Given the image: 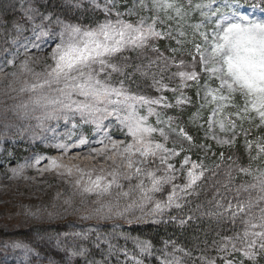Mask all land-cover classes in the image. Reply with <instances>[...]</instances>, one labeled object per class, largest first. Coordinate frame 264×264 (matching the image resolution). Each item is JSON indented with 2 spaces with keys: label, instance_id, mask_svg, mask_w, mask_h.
<instances>
[{
  "label": "snow or ice",
  "instance_id": "6c2138e0",
  "mask_svg": "<svg viewBox=\"0 0 264 264\" xmlns=\"http://www.w3.org/2000/svg\"><path fill=\"white\" fill-rule=\"evenodd\" d=\"M85 5L101 10L105 19L93 26L72 22L59 14L44 15L34 6L25 9L28 21L37 17L41 20L40 25L33 27L35 40L46 38L44 43L52 41L49 54L52 63L46 65L44 72L33 73L36 82L21 88V91L33 94L29 102L31 111L25 112V119H36L39 127L50 120H64L71 123L73 129L80 125H93L98 133L103 134L104 139L98 143L104 145V151H108L110 145V150L122 161L107 175H97L94 179L89 176L88 182L83 185V192L104 196L117 189V198L129 201L117 215L123 216L133 209L143 210L145 205L152 203L153 211L148 213L152 216L162 214L172 206L181 207L175 201L182 198L181 194H190V190L204 176L203 165L190 161V157L185 155L181 169L190 165L187 181L183 186L173 183L178 170L169 160L187 150L183 145L179 146V151L175 144L167 147L169 137L178 136L190 145L193 138L179 125L174 126L172 117L162 118L158 109L173 107L167 97L139 95L126 86L125 80L131 81L135 74L150 77L152 87L158 92L179 93L176 106L192 102L184 95V90L195 85L200 105L192 120L200 119V111L211 105L205 139L211 138L219 145L231 147L237 136L243 135L249 153L253 149L256 151V156L251 159L264 157V137L249 140L252 129L243 127L244 122L253 121L258 122L256 127H264V20L252 18L246 12L249 7L261 5L247 4L243 0H219L218 3L217 0H209L208 3L132 0V6L128 7L127 0L122 5L120 0H105L101 7L97 0H66L64 6L67 12L83 13L87 11ZM121 6L126 10L120 11ZM142 12L146 14L141 15ZM195 12L202 20L190 24L188 21ZM133 16L136 17L134 22L125 19ZM44 22L49 26L45 27ZM208 23L212 27L205 29ZM16 27L18 31H23L22 24L18 23ZM37 28L40 29L38 32ZM186 28L192 29L190 63L178 55L189 42ZM196 37H199V42H195ZM164 39L176 44V47L168 49L171 53L168 56L156 46L157 41ZM31 47L38 49L40 44L32 43ZM128 52L136 53V58L125 56ZM147 52L153 53L155 59L147 56ZM117 60L120 63L114 62ZM24 67L27 69L26 62ZM172 68L176 71L169 78L179 80L176 87H169L163 82V74ZM114 74L123 79L114 82ZM157 74L160 79H157ZM202 78L203 84L200 83ZM237 98L240 104L235 102ZM21 107L28 109L29 105ZM37 112L39 115H33ZM77 119L80 125L75 123ZM153 119L154 124L151 122ZM112 120L127 138V143L125 140H113L108 134L107 129L112 125L105 121ZM217 128L225 134L223 138L216 134ZM157 135L163 142L155 139ZM105 139L108 144H104ZM89 143L87 137L79 136V145ZM56 147L63 150L68 145L60 143ZM96 151L93 149V152ZM220 155L223 158V153ZM108 159L113 160V157ZM39 162L37 159L36 163ZM113 163H116L115 160ZM51 165L57 167L56 161L52 160ZM152 165L155 167H150ZM236 170L250 177L251 182L242 183L235 189L234 202L229 201L227 205L217 202L214 206L216 211L209 213L232 226V234L222 236L213 245L221 254L222 264H245V261L253 264L258 256H264V169L237 166ZM21 171L22 168L13 169L14 174ZM228 176L231 179V172ZM134 178L138 182L130 185L128 191H123L120 181L131 182ZM82 179H77L75 183L80 185ZM165 185H171L167 200L155 201V194L161 192ZM100 211L97 209V212ZM180 223L186 221L180 220ZM52 239L58 245L61 243L58 237ZM134 242L140 252L150 251V242L139 239ZM12 246L24 248L26 253L34 251L20 242ZM73 255H83V251ZM201 259L204 264H216L215 258ZM165 264H180V260L173 258L171 262L166 260Z\"/></svg>",
  "mask_w": 264,
  "mask_h": 264
},
{
  "label": "rangeland",
  "instance_id": "374dc122",
  "mask_svg": "<svg viewBox=\"0 0 264 264\" xmlns=\"http://www.w3.org/2000/svg\"><path fill=\"white\" fill-rule=\"evenodd\" d=\"M11 1L18 4L19 11L26 22L14 20L10 25H5L4 22L0 24V229L4 230H13L14 228L27 226L32 219L40 222H52L63 218L66 213L70 215L68 207L72 205L74 198L76 202L80 203L92 194L82 191L83 185L88 182L89 176L94 179L97 175H107L115 168L105 170L81 169V176L77 178L81 179L83 177L80 185L75 183L77 179H74L72 182H66L64 179L65 170H53L51 161L58 155L56 151L57 144L65 143L68 145L71 139H75L81 134L87 137L89 141H97L102 138L103 134L98 133L93 125H80L78 119L75 123L80 126L73 129L71 123L64 120L46 121L43 127H39L36 119L24 118L25 112L31 111L29 102L33 94L21 91V88H25L27 85L36 82L33 73L44 72L46 65L52 63L49 58L52 41L48 40L47 43H44L43 41L46 38H42L41 41L35 40L33 27L34 25H40L41 20L39 17L34 21L26 19L25 9L32 6L29 0ZM201 1L207 3L206 0ZM97 2L102 6L105 4V0H97ZM120 3L122 5L124 0H120ZM127 5L131 7L132 0H127ZM119 10L125 11L126 9L121 6ZM39 12L44 15L51 14L50 12ZM246 12L252 18L264 20V10L261 11L259 7H249L246 9ZM144 14L146 13H141V15ZM125 19L135 21L136 17H125ZM18 23L23 25V31L17 30L16 25ZM44 26L48 27L49 25L47 22H44ZM39 30V28L36 29L37 32ZM191 40L192 35L189 36V42L184 45V49L188 53H193V43ZM195 42H199V38H195ZM32 43H39L40 47L38 49L32 48ZM171 47H176L174 41H171ZM26 48L28 51H26ZM25 62L27 63V69L24 67ZM178 95L179 93L176 94V99ZM184 95L190 97L186 89L184 90ZM176 99H172L173 103L170 100V103L174 104L173 107L162 109V111L158 109L162 112V118L172 117L174 126L179 125L191 137L193 136L187 131L188 128L199 127V130L196 132L205 137L208 118L203 117L202 113H200L201 118L193 121L192 117L195 112H192L186 121H181L178 115L179 112L172 111L176 109ZM191 101L190 104L181 107H193V103L200 104L196 95ZM25 104L29 105L28 109L21 107V105ZM33 115H39V112ZM13 116H15V119L14 122H11ZM110 122L112 126L107 131L111 138L113 140H125V142H128L125 136L124 138L118 137L122 133H117L120 129L114 120L105 121L106 124ZM151 122L154 124L155 120L153 119ZM237 123L240 124L239 122ZM25 128L27 129L25 130ZM215 131L221 138L225 135L224 133H220L218 128ZM22 132L23 136L21 135ZM55 133H57L56 136L61 135V137L56 138ZM240 137L245 139L243 135H238L236 139ZM155 139L163 142L158 135ZM211 140L214 141L213 139ZM214 142L216 143V141ZM174 144L177 146V151H179L180 145H183V148L187 150L169 160L170 163L175 164L178 170L175 180L181 174L187 179V170L190 165L181 169V162L185 155L190 157V161L202 164L204 167L203 163L207 164L209 162L208 156L213 154V150L205 141L196 142L193 139L192 145H190L180 137L171 135L167 142V147L171 148ZM42 146L51 148L53 153H45L38 150ZM30 148L32 149L30 150ZM198 148H201L202 152L200 158L196 159L192 150ZM42 149L46 150V148ZM16 150H19V152ZM252 156H256V151L250 154V157ZM12 157H16L15 163L10 161ZM37 159L40 160V164L36 163ZM258 159L264 160V157ZM64 160H67V157L60 159V163ZM56 165L58 167L57 163ZM33 167L43 168L44 171L36 173ZM150 167H155V165ZM21 168L22 171L18 175L13 173V169ZM56 171L60 172L55 173ZM121 171H123V168H121ZM11 173L13 174V178L9 180L10 177L7 176ZM27 177L33 179L30 180ZM175 180L174 184L183 186L181 182ZM128 202L126 198L118 199L117 196H102L97 198L95 206L92 209L90 208L89 213L83 214L82 217L88 218V222L86 223L95 222V220L106 216L113 217ZM97 209H101V211L97 212ZM17 242L23 243L21 241H8L7 239L0 240V250L2 252L0 264H49L36 258L34 252L26 253L24 248L13 247L12 245ZM135 262H138V260Z\"/></svg>",
  "mask_w": 264,
  "mask_h": 264
},
{
  "label": "trees",
  "instance_id": "16d2710c",
  "mask_svg": "<svg viewBox=\"0 0 264 264\" xmlns=\"http://www.w3.org/2000/svg\"><path fill=\"white\" fill-rule=\"evenodd\" d=\"M65 2L66 0H32L31 4L41 12L59 14L61 18L71 19L76 23L94 26L95 22H102L105 19L101 10L93 9L88 5H85L87 11L83 13L79 11L67 12L64 6ZM14 20L26 22L19 11L18 4L12 3L11 0H0V24L4 22L5 25H10ZM156 46L164 55L171 54L168 51L171 47L169 40L157 41ZM187 53V50L184 49L178 55L186 63H190L191 56ZM146 55L155 59L151 52H147ZM125 56L135 59L136 53L128 52L125 53ZM114 62L120 63L119 60ZM175 71L176 69L172 68L163 74V82L169 87H173L175 81H178V79L169 78ZM160 78V75L157 74V79ZM120 79L123 77L114 74V82ZM125 84L137 94L150 97L163 95L168 99L171 96L170 91L158 92L156 88L152 87L150 77H141L139 74L133 75L131 81L125 80ZM238 102L241 103L239 98ZM191 113L190 108L186 115ZM183 120L186 121V118L184 117ZM257 123V121L243 123L245 129H252L248 138L255 140L264 137V127H256ZM198 130L199 127H189V132L193 134L196 142L205 141L213 150V154L208 156L212 168H205L203 178L190 190V194H181L182 198L175 201L181 207L172 206L162 214L146 217L141 220V223L127 224L124 216L117 219V222L120 223L118 226L99 224L88 230L76 228L74 220L71 218L73 216L68 213L54 222H40L32 219L24 227L13 230L0 229V240L24 241L40 255L43 254L58 264H130V257L140 251L134 242L137 239L148 241L151 244L150 251L142 253L146 264H161L166 260L171 262L173 258L179 259L180 264H204L201 257L215 258L216 264H222L219 258L221 254L217 252L213 242L222 236L231 235L232 226L227 221H221L209 213L216 211L214 206L217 202L225 205L229 201L234 202L235 189L242 183L251 182L250 177L238 173L237 166L242 167L249 164L252 169H264V160L251 159L245 139L242 137L236 139L235 143L229 147L219 145L209 138L205 139L199 132H196ZM254 151L255 149L252 150V152ZM192 152L199 159L202 149L198 148ZM221 153H223V158H221ZM229 172H231V179L228 176ZM168 191L169 188L162 195V199L167 200L166 192ZM157 220L160 222L157 223ZM180 220H185L186 223L181 224ZM77 233L81 235H75ZM55 235L59 240H63L59 245H55L51 241L55 240L52 239ZM66 248H69L70 251L74 249L77 253L83 251V255L73 257L70 254V261H68V255L64 252ZM181 249L183 251H180ZM246 263L248 262L245 261Z\"/></svg>",
  "mask_w": 264,
  "mask_h": 264
},
{
  "label": "bare ground",
  "instance_id": "6f19581e",
  "mask_svg": "<svg viewBox=\"0 0 264 264\" xmlns=\"http://www.w3.org/2000/svg\"><path fill=\"white\" fill-rule=\"evenodd\" d=\"M57 133H55V136ZM61 137V135L56 136ZM78 138L71 139L68 143V148L66 149H58L56 151L58 155L55 157V161L58 164V167L54 168L53 170H65L64 172V179L66 182H72L74 179L79 178L80 170L81 169H93V170H105V169H113L116 167V164H121L122 161L119 159L118 155L110 150L111 146L109 145V150L104 151V145L98 143L101 139H104L102 136L101 139L97 141H90L87 145H79ZM126 139V137H125ZM127 143V142H126ZM104 144H108V141L105 139ZM93 149H97L96 152H93ZM62 155V157H61ZM112 156L113 160H115V164L113 160H109L108 157ZM67 157V160H64L60 163V159ZM13 163L16 160L12 161ZM40 164V163H39ZM77 166V168H75ZM35 172L44 171L43 168L33 167ZM28 169V168H27ZM30 169V168H29ZM52 170V173H53ZM60 172L56 171L55 173ZM63 172V171H61ZM13 174H9L7 177H10L9 180H12ZM18 175V174H17ZM28 179L32 180L33 178L27 177Z\"/></svg>",
  "mask_w": 264,
  "mask_h": 264
}]
</instances>
